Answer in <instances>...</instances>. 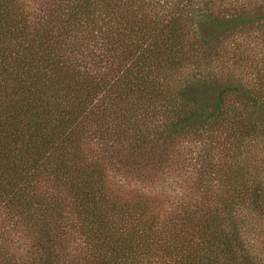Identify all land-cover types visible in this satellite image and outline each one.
<instances>
[{
    "label": "trees",
    "instance_id": "1",
    "mask_svg": "<svg viewBox=\"0 0 264 264\" xmlns=\"http://www.w3.org/2000/svg\"><path fill=\"white\" fill-rule=\"evenodd\" d=\"M0 264H264V0H0Z\"/></svg>",
    "mask_w": 264,
    "mask_h": 264
},
{
    "label": "rangeland",
    "instance_id": "2",
    "mask_svg": "<svg viewBox=\"0 0 264 264\" xmlns=\"http://www.w3.org/2000/svg\"><path fill=\"white\" fill-rule=\"evenodd\" d=\"M109 173H110V175H109V178H110V180L114 183V182H118V181H120V182H124V183H126V184H128V181H132V183L131 184H129V185H131V187L132 188H134V189H137V188H139L140 190H142L143 192H146L145 194H147V188H145L144 187V185L143 184H141L138 180H140L139 178H136V180H132V179H130V180H128L126 177H125V175H124V173H120L119 171H117V170H115V169H113V170H109ZM169 175H161V177H168ZM187 175L185 174V175H183V177H181L180 176V179L182 178V179H184L185 177H186ZM158 181H156V183L158 184V187L156 188V189H160V187H159V184H161L162 182H160L159 181V179L160 178H156ZM135 181H137V183L138 184H136V182ZM175 181V180H174ZM111 182V183H112ZM129 185H126V187L127 188H129ZM176 185V184H175ZM177 188V187H176ZM174 193H175V191H173ZM182 192V189H180L179 191H178V194H180ZM176 194V193H175ZM12 227V225H11V223H7L6 224V228H8V231L12 234V236H14V235H16L18 232H16L15 231V229L14 228H11ZM12 229V230H11ZM18 254H20V252H18Z\"/></svg>",
    "mask_w": 264,
    "mask_h": 264
}]
</instances>
